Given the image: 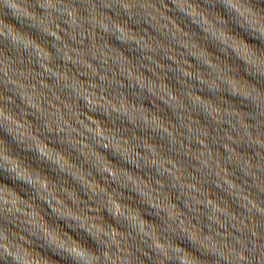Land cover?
<instances>
[{
  "label": "clouds",
  "instance_id": "clouds-1",
  "mask_svg": "<svg viewBox=\"0 0 264 264\" xmlns=\"http://www.w3.org/2000/svg\"><path fill=\"white\" fill-rule=\"evenodd\" d=\"M0 264H264V0H0Z\"/></svg>",
  "mask_w": 264,
  "mask_h": 264
}]
</instances>
